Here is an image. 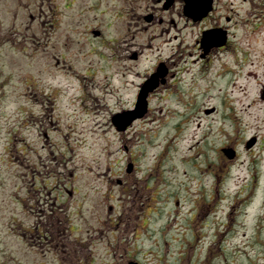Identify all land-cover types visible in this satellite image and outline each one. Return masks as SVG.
<instances>
[{"label":"rangeland","instance_id":"374dc122","mask_svg":"<svg viewBox=\"0 0 264 264\" xmlns=\"http://www.w3.org/2000/svg\"><path fill=\"white\" fill-rule=\"evenodd\" d=\"M113 4L0 0V264H76L33 245L31 229L58 215L73 238L80 212L101 222L110 205L129 215L125 241L145 264H168V242L174 264H264V0H237L231 45L204 59L195 26L142 29L110 19ZM99 27L108 47L91 40ZM160 59L175 75L117 131L111 115ZM91 82L111 97H90Z\"/></svg>","mask_w":264,"mask_h":264},{"label":"flooded vegetation","instance_id":"af4514ba","mask_svg":"<svg viewBox=\"0 0 264 264\" xmlns=\"http://www.w3.org/2000/svg\"><path fill=\"white\" fill-rule=\"evenodd\" d=\"M119 5L113 4L111 17H116L125 13L128 18L133 19L136 24L142 23V29H147L151 25L167 23L169 28H177V23L185 25H197L200 35L204 30L225 31L227 41L220 46L211 47L208 51L226 48L229 44L230 31L228 23L231 15L228 13L234 10L236 0H213L211 9L200 19L194 20L184 12V0H117ZM206 0H194L200 4ZM124 5H122V3ZM135 3V5H132ZM139 25V24H138ZM99 33L95 37H101L103 30L100 27ZM174 38L177 34H174ZM199 42V39L197 40ZM140 51L132 52L129 56L137 57ZM201 56V53H200ZM204 57V56H201ZM72 193V190H70ZM71 193L69 195H71ZM60 208V206H58ZM104 219L95 221L93 214L89 211L80 212L78 215L79 227L75 228L77 235L73 238L66 235L62 218L58 215L49 218L42 229L34 225L32 242L35 245L44 244L47 251L52 253L55 259L61 260L63 252L72 257L76 264H145L141 258L139 250H134L125 241V230L129 215L122 217L121 213L115 214L113 206L110 205L105 211ZM70 240V241H68ZM210 262L208 259L200 261L198 264ZM168 264H174L173 262ZM189 264V263H188ZM195 264V263H194Z\"/></svg>","mask_w":264,"mask_h":264},{"label":"water","instance_id":"95a60500","mask_svg":"<svg viewBox=\"0 0 264 264\" xmlns=\"http://www.w3.org/2000/svg\"><path fill=\"white\" fill-rule=\"evenodd\" d=\"M155 76L153 75L141 88L139 93V101L136 104V107L132 110L123 111L121 113H117L113 115L112 120L117 125L118 129H124L131 121L141 115L144 114L146 110V100L145 95L152 88L151 85L155 82ZM151 86V87H150ZM264 97V92H263ZM255 137L251 138L247 141L246 147H250L254 144ZM222 151L228 156L233 157L235 155V151L232 148H222ZM132 164L129 163L127 170L131 171Z\"/></svg>","mask_w":264,"mask_h":264},{"label":"bare ground","instance_id":"6f19581e","mask_svg":"<svg viewBox=\"0 0 264 264\" xmlns=\"http://www.w3.org/2000/svg\"><path fill=\"white\" fill-rule=\"evenodd\" d=\"M57 78H59V79H62L63 78V76H58ZM89 85V90H88V95L90 96V97H92V98H96V97H102V98H106V99H109L110 97H111V92L110 91H104L102 94H99V91H98V89H96V87H95V84H94V82H91V83H89L88 84ZM64 90H67V89H64ZM38 99V97L37 98H35V100H37ZM84 105V104H83ZM85 113H89L88 111H84ZM98 113V111L97 112H95V114H97ZM187 126L188 125H185V127L187 128ZM184 127V128H185ZM99 128H101V126H95L94 128H92V131L93 132H95L94 134H96V132L99 130ZM82 131H84V132H87V130L86 129H83ZM101 131V130H100ZM88 136H91V138H93L94 136H93V134H90L89 132H88ZM177 136H178V134H177ZM180 155V154H179ZM185 156H183V155H180V158H184Z\"/></svg>","mask_w":264,"mask_h":264}]
</instances>
